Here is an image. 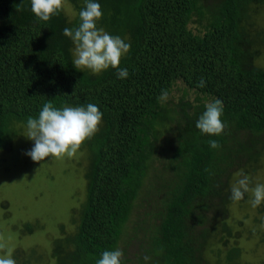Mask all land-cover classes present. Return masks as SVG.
<instances>
[{
	"label": "trees",
	"instance_id": "obj_1",
	"mask_svg": "<svg viewBox=\"0 0 264 264\" xmlns=\"http://www.w3.org/2000/svg\"><path fill=\"white\" fill-rule=\"evenodd\" d=\"M68 2L73 14L62 7L45 22L32 13L31 0H0V154H9L28 118H38L47 102L57 109L91 103L103 113L99 131L80 147L89 162L86 199L75 209L74 231L63 229L54 241L57 264H96L104 251L120 249L129 225L146 236L138 264H205L217 234L214 226L204 229L207 211L216 199L228 205L235 163L257 162L264 149V68L256 65L264 55L258 23L264 0H97L103 13L97 27L131 45L119 65L128 70L126 79L111 67L96 74L73 66L75 45L63 30L79 26L86 4ZM195 18L197 33L190 27ZM180 81L198 97L191 103L186 92L171 108L159 98ZM215 99L223 103L225 130L201 134L195 122ZM162 139L170 147L171 179L161 189L149 186V193L165 194L150 224L151 214L138 207L149 172L165 153ZM210 140L221 147L212 149ZM221 227L234 238L227 223ZM37 228L26 223L21 232ZM36 247L17 250L15 259L35 264ZM241 254L231 247L228 263L237 264Z\"/></svg>",
	"mask_w": 264,
	"mask_h": 264
},
{
	"label": "rangeland",
	"instance_id": "obj_2",
	"mask_svg": "<svg viewBox=\"0 0 264 264\" xmlns=\"http://www.w3.org/2000/svg\"><path fill=\"white\" fill-rule=\"evenodd\" d=\"M215 2L216 0H208V4ZM68 3V0H64L62 7L71 15L74 11ZM194 20L196 23H192L190 27L197 33L200 23H197L198 18ZM258 23L264 27V16L260 17ZM256 65L264 68L263 52ZM177 84L164 100V104L168 103L171 108H177L186 92L189 94L188 100L195 103L197 93L189 91L182 81ZM26 133L25 129L23 138L14 143L9 154H0V244L6 248L3 252L0 250V257L10 254L16 264H22L15 259L14 252L37 246L39 258L35 264H57V259L54 257L56 253L54 241L62 234L63 229L66 230L65 233L74 231L75 209L79 208L86 199L85 177L89 167L87 153L84 147L81 151L79 148L71 158L48 157L44 161L34 162L26 155V152L34 146V141L28 139ZM244 133L248 134L245 131ZM159 144L165 153L154 162L144 186L143 196L146 200H143L138 207L140 209L138 212L151 214L150 224L156 223L154 216L159 212L158 202L165 198V194L163 191L158 195L149 193L151 188L149 186L160 188L163 187L165 180L171 179L165 170L168 163L166 150L169 148L170 151V147L163 139ZM261 149L260 146L259 150ZM235 164L230 179L227 180L230 188L241 178V173L248 175L251 181L250 189L257 184H264V149L261 150L257 162L249 161L245 157ZM252 198L251 191L238 202L229 198L226 207L221 199H216L207 211L208 219L204 229L208 230L214 226L217 234L210 241L212 245L209 246V255L205 264H219V262L229 264L228 254L234 245L242 249L241 256L238 261L236 260L237 264L238 262L264 264V202L254 208L250 203ZM226 199L228 200L227 196ZM26 223L35 224L38 228L31 234L22 233V225ZM223 223H227L232 228L233 239L223 234L221 227ZM127 229L128 232L120 244V249L123 251L122 260H126L127 264H138L139 256L144 255L147 247L144 239L146 236L143 232L134 235L130 225Z\"/></svg>",
	"mask_w": 264,
	"mask_h": 264
},
{
	"label": "clouds",
	"instance_id": "obj_3",
	"mask_svg": "<svg viewBox=\"0 0 264 264\" xmlns=\"http://www.w3.org/2000/svg\"><path fill=\"white\" fill-rule=\"evenodd\" d=\"M64 0H31V11L41 21H49L51 17L59 14ZM22 3V0H21ZM86 6L79 12L80 23L75 29L65 28L63 35L69 37L74 47L73 66L77 70L90 69L99 74L104 70L118 69L116 75L119 79H126L129 75L126 68H119L122 56L131 48L121 37L113 36L103 28L97 27V22L102 18L101 5L97 0H85ZM200 87L204 86L203 80ZM161 100L167 99L163 92ZM223 103L215 99L205 105V111L195 122V127L201 134L210 136L221 135L225 124L221 120ZM103 113L95 104L80 107L65 106L62 109L53 107L51 102L43 105L38 118L29 117L27 120L26 137L34 141V146L26 155L34 162L44 161L48 157L57 159L65 156L73 157L81 145L99 131ZM212 149L221 145L216 140H210ZM241 178L231 187L230 199L238 202L244 199L245 194L251 191L253 198L250 200L252 207H257L264 202V184L249 187L251 181L248 175L241 173ZM4 246L0 244V250ZM123 251L119 248L104 251L96 264H121ZM151 258L144 257L145 262ZM0 264H16L10 254L0 257Z\"/></svg>",
	"mask_w": 264,
	"mask_h": 264
}]
</instances>
